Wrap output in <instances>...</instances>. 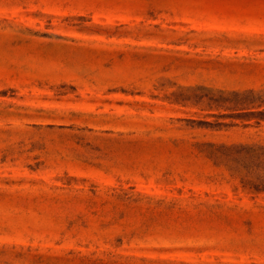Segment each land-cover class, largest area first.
Listing matches in <instances>:
<instances>
[{
	"label": "rangeland",
	"instance_id": "374dc122",
	"mask_svg": "<svg viewBox=\"0 0 264 264\" xmlns=\"http://www.w3.org/2000/svg\"><path fill=\"white\" fill-rule=\"evenodd\" d=\"M0 264H264V0H0Z\"/></svg>",
	"mask_w": 264,
	"mask_h": 264
}]
</instances>
